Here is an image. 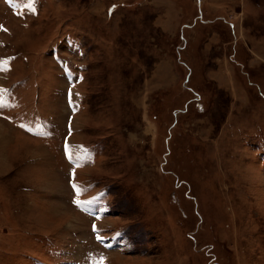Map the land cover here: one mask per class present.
<instances>
[{"label": "rangeland", "instance_id": "rangeland-1", "mask_svg": "<svg viewBox=\"0 0 264 264\" xmlns=\"http://www.w3.org/2000/svg\"><path fill=\"white\" fill-rule=\"evenodd\" d=\"M0 61V264H264V0H0Z\"/></svg>", "mask_w": 264, "mask_h": 264}, {"label": "snow or ice", "instance_id": "snow-or-ice-1", "mask_svg": "<svg viewBox=\"0 0 264 264\" xmlns=\"http://www.w3.org/2000/svg\"><path fill=\"white\" fill-rule=\"evenodd\" d=\"M27 6H28L29 8H32V7H33L32 3H29ZM33 10H34V9H33ZM2 63H5V62L0 61V64H2ZM0 91H3V90L0 89ZM74 187H76V186L74 185ZM80 191H81V189L77 188V194H78V195L80 194ZM74 202H75L77 205H81V204H84V203H87V204L92 203V201H80V200H75ZM97 238H98V239H102V238L99 237V236H98ZM98 264H103V260L99 261Z\"/></svg>", "mask_w": 264, "mask_h": 264}]
</instances>
